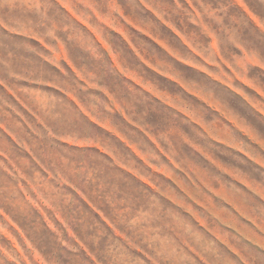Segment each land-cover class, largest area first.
I'll list each match as a JSON object with an SVG mask.
<instances>
[{
  "label": "rangeland",
  "instance_id": "1",
  "mask_svg": "<svg viewBox=\"0 0 264 264\" xmlns=\"http://www.w3.org/2000/svg\"><path fill=\"white\" fill-rule=\"evenodd\" d=\"M0 264H264V0H0Z\"/></svg>",
  "mask_w": 264,
  "mask_h": 264
}]
</instances>
